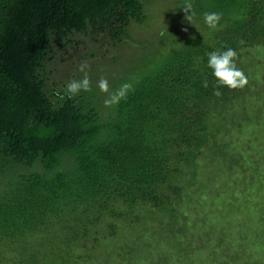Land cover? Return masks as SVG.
<instances>
[{"label": "trees", "instance_id": "trees-1", "mask_svg": "<svg viewBox=\"0 0 264 264\" xmlns=\"http://www.w3.org/2000/svg\"><path fill=\"white\" fill-rule=\"evenodd\" d=\"M150 1L0 0V264H107L113 253L126 249L101 243L115 238L117 228L122 232L132 225L127 227L132 234L141 227L143 238L153 232V212H163L172 227L187 216L172 207V200L182 199V190L195 183L198 160L212 148L211 138L218 134L208 129L211 116L236 110L241 91L221 87L222 95H213L216 80L208 53L230 47L238 54L237 64L263 48L264 0H191L193 25L185 19L187 0H178V17L188 28L172 32L168 23L160 30V46L150 44V51L134 55L141 63L126 70L110 91L130 83L125 100L105 106L107 97L93 71L99 60L88 69L92 91L70 99L66 85L84 75L78 69L87 58L79 51L102 43V64L113 63L132 22L146 20ZM213 11L222 14L215 30L203 18ZM111 48L116 54L108 58ZM199 220L192 218L191 227L204 225L196 235H209V249L223 252V242L231 237L237 245L229 248L244 251L235 257L226 250L228 260L227 253L209 259L194 256L207 251L205 245L192 251L181 247L186 259L264 264V233L260 241L238 231L212 238L210 219ZM152 234L145 249L132 238L133 250L116 261L142 264L154 250L165 252L164 244L159 249L153 244ZM78 249L85 257L74 258ZM159 254L153 264L179 253H166L162 261Z\"/></svg>", "mask_w": 264, "mask_h": 264}, {"label": "rangeland", "instance_id": "rangeland-1", "mask_svg": "<svg viewBox=\"0 0 264 264\" xmlns=\"http://www.w3.org/2000/svg\"><path fill=\"white\" fill-rule=\"evenodd\" d=\"M177 2L178 0H152L146 3V20L140 25L132 22L127 29V36L124 38V42L119 44L118 56L115 57V61H111H114L113 63L102 64L100 59L103 58L106 50V46H103L102 43H92L86 47L88 49L86 52L85 48L81 49L79 52L82 53L85 59L87 58L82 63L91 64L90 66L94 69L96 62L99 60V66L93 71H96V74L98 73L96 75V77L99 76L98 81L102 77L108 80L111 91L113 87L123 80L126 70L129 68L132 69L141 63L142 58H134V55L137 54L140 56L142 53L150 51V44H154L155 46L162 44L164 37H160L161 31L168 23L174 25L171 29L172 32H176V27L177 32H180L184 27L188 28L189 23H185L184 18H181L183 16L178 17V15H181L179 8H182V6L179 5L178 7ZM88 53L95 55V58L89 59ZM115 54L116 49L111 48L107 57H112ZM237 64L238 68L246 74L249 81L248 85L240 91L239 97L236 98L238 102L235 101V106L232 107H237V109H231L230 112L219 110L218 115L211 116L208 129L218 134L214 138H211L212 143L210 145L212 148L205 152L198 160V169L196 170V177L194 178L195 183L189 187L190 189L187 188L188 191L182 190V199L172 200V207H178V211H187V216H184L185 218L183 217L182 221H178L177 227H172L174 223L170 222L164 216L163 212L155 211L149 215L150 218H156L152 221L149 220V228L156 233L154 234L153 241L155 243L153 244H155L157 249L164 244L166 251L158 250L159 252L156 253L157 251L154 250L152 252L153 255L149 256L150 259L141 261L142 264H153L154 260L159 261V253L162 254L161 261L165 259L166 253L172 255L179 253L170 256L169 259L167 258L168 260L164 264H175V262L176 264H210L206 260L186 259L187 255H182L181 247H188L189 251L197 248L198 245H205L208 248L207 238L209 235L205 234L203 239L199 235H196L198 229L204 227V225L202 224V227L200 226L198 229L191 227L190 223L192 218L200 219V224L205 219H210L206 221V224L210 225L208 227L212 229V238L216 237L219 233L230 236L233 232L237 231L246 234L249 239L256 238V240H259L263 237L264 47H258L250 51ZM66 65L68 67L67 69L73 67L71 63ZM78 73H74L76 75L75 77L78 76ZM238 104L241 105V108L237 106ZM105 224L106 222H104ZM113 224H116V221ZM178 224H181L182 230L184 231H179ZM117 225L123 226L120 221H118ZM131 226L128 224L124 225V228H121L122 232L117 228V235H115V238L109 239V243L106 240H101V243L105 242L106 244H113L114 246L120 244L123 248L126 247L124 251L113 253V257L111 258L113 261H116L117 258L122 259L123 254L133 250V239H136L137 244H140V247H142L141 249H145V244L149 246L148 241L150 239H145L152 237L153 232L150 234L144 232L142 238L139 232V228L141 229V227L136 226L134 228L135 232L133 231L131 234V231L127 228L134 227ZM185 228L187 229V234H185ZM203 231L204 229H201L199 233L203 235ZM169 235L170 239L168 238ZM230 239L233 243L228 244L227 241ZM169 240L173 241V244H169ZM226 240V243L225 241L223 242V252L220 250L219 253H216L218 250L213 251L208 248V252L205 250L197 251L196 253L194 252V256L198 258L204 255L205 258H209L219 257L227 253V256H224L228 260L230 259V255L227 251L231 253L233 251L232 254L235 257L244 251L240 249L235 251L234 248L232 250L229 248L232 244L233 246L237 245L235 238L230 237ZM110 251L113 250L109 249ZM101 252L102 250L98 251L97 254ZM72 255L74 258L79 259L81 256L85 257V251L78 249L73 251ZM180 255L185 258V262L181 261L182 258H180ZM240 259L242 260L244 257ZM113 261H108L107 264H120L118 261H116L117 263H113Z\"/></svg>", "mask_w": 264, "mask_h": 264}, {"label": "clouds", "instance_id": "clouds-1", "mask_svg": "<svg viewBox=\"0 0 264 264\" xmlns=\"http://www.w3.org/2000/svg\"><path fill=\"white\" fill-rule=\"evenodd\" d=\"M185 13V19L193 25V19L195 12L191 0H187L183 7ZM205 25L212 30L218 28L220 21L222 20V14L218 12H205L203 14ZM236 50L226 47L224 51H213L208 53V67L212 70L213 76L216 80V86L213 90V95L220 97L222 95L219 90L221 87H226L229 90H243L249 83L246 74L238 68L236 64L237 59ZM89 65L82 63L79 66V71L83 73L82 79H73L66 85V91L69 93V98L78 96L81 91L91 92L92 85L91 79L88 74ZM205 88L208 87L207 82L203 85ZM98 88L101 92L106 94L104 104L106 107L111 108L119 105L122 100L127 98V94L132 90V85L128 82L122 84L115 91L110 92L109 83L106 78H101L98 81Z\"/></svg>", "mask_w": 264, "mask_h": 264}]
</instances>
